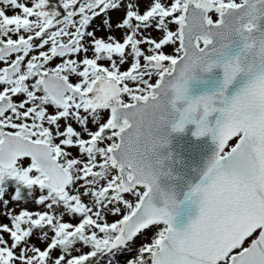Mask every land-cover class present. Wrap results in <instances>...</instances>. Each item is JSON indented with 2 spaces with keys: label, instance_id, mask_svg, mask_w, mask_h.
Wrapping results in <instances>:
<instances>
[{
  "label": "snow or ice",
  "instance_id": "6c2138e0",
  "mask_svg": "<svg viewBox=\"0 0 264 264\" xmlns=\"http://www.w3.org/2000/svg\"><path fill=\"white\" fill-rule=\"evenodd\" d=\"M189 124L216 150L181 231L160 151ZM9 183L43 210L0 216V264H264V0H0V199Z\"/></svg>",
  "mask_w": 264,
  "mask_h": 264
},
{
  "label": "water",
  "instance_id": "95a60500",
  "mask_svg": "<svg viewBox=\"0 0 264 264\" xmlns=\"http://www.w3.org/2000/svg\"><path fill=\"white\" fill-rule=\"evenodd\" d=\"M222 79L223 72L219 68L210 73L201 74L197 72L196 79L189 84V94L193 98L205 93L212 94L221 87ZM195 130V125L189 124L184 132L173 133L169 137V145L160 151V156L164 158L165 168L170 170L174 177H177L170 183L180 205L176 210L174 226L181 231L190 220L196 219L199 212L198 201H186L185 194L191 186L199 183L201 171L216 150L211 137L197 138L193 135ZM235 142L236 139L234 138L229 141V145L235 144ZM226 150H230V148ZM161 183L165 187L169 185V182L165 180H162ZM256 235L258 232L254 233L253 237L248 238L245 244L249 245L251 239Z\"/></svg>",
  "mask_w": 264,
  "mask_h": 264
},
{
  "label": "rangeland",
  "instance_id": "374dc122",
  "mask_svg": "<svg viewBox=\"0 0 264 264\" xmlns=\"http://www.w3.org/2000/svg\"><path fill=\"white\" fill-rule=\"evenodd\" d=\"M141 10H143V9H141ZM120 15H122L121 12L115 13L112 15V19L115 20ZM100 24H101V21L97 20L94 24V27L97 25H100ZM113 34L117 37L120 36L119 31H115ZM97 35L98 36H106L107 33L103 28H101L100 31L97 32ZM232 145H233V143H231V145H229V146H232ZM25 162L30 163V161L28 159H26ZM12 195H13V191H11L9 188H7L4 192L3 199H0V216H2V214L7 210H14L16 213H18L20 210H29V211L43 210L35 204V199H37L38 195H39L38 190L33 193L31 201L28 204H20V203L13 202L11 199ZM3 200L9 201L7 209L4 207ZM0 222L6 223L7 221L2 220ZM155 231H156L155 226H152L149 230L145 231L146 235L140 237V239H150L154 235ZM33 242L36 243L40 247L44 246L42 243H40L36 239L35 236L33 237ZM139 242H140V240L138 239L137 243H139ZM244 246H248V244H246ZM132 255L133 254H116L115 256L111 257V264H122V262L126 259V256L130 258ZM108 260H109V257H105L104 261H102V264H108Z\"/></svg>",
  "mask_w": 264,
  "mask_h": 264
},
{
  "label": "trees",
  "instance_id": "16d2710c",
  "mask_svg": "<svg viewBox=\"0 0 264 264\" xmlns=\"http://www.w3.org/2000/svg\"><path fill=\"white\" fill-rule=\"evenodd\" d=\"M5 188L6 189L9 188L11 191H13V195H14L15 188H14V186L12 184L9 183L8 185L5 186ZM31 198H32V196L30 197L28 195L27 191L24 190L22 192V199L20 201H13V200L12 201L15 202V203H20V204H28L31 201Z\"/></svg>",
  "mask_w": 264,
  "mask_h": 264
},
{
  "label": "clouds",
  "instance_id": "9594fccd",
  "mask_svg": "<svg viewBox=\"0 0 264 264\" xmlns=\"http://www.w3.org/2000/svg\"><path fill=\"white\" fill-rule=\"evenodd\" d=\"M169 195L172 197L173 202L176 203V204H178V202H177V200H176L175 192L172 191V192L169 193Z\"/></svg>",
  "mask_w": 264,
  "mask_h": 264
}]
</instances>
